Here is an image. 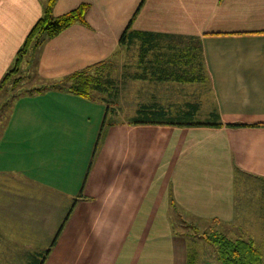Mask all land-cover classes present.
I'll list each match as a JSON object with an SVG mask.
<instances>
[{
	"label": "crops",
	"instance_id": "obj_1",
	"mask_svg": "<svg viewBox=\"0 0 264 264\" xmlns=\"http://www.w3.org/2000/svg\"><path fill=\"white\" fill-rule=\"evenodd\" d=\"M46 3L0 0V79ZM81 4L84 23L37 47L38 79L58 81L109 60L131 22L156 38L197 42L210 121L222 125L102 128V101L62 89L17 96L0 132V188L32 184L28 196L50 213L33 218L27 233L22 201L3 212L0 254L5 264H176L174 208L229 222L236 182H264V0H55L51 13Z\"/></svg>",
	"mask_w": 264,
	"mask_h": 264
},
{
	"label": "rangeland",
	"instance_id": "obj_2",
	"mask_svg": "<svg viewBox=\"0 0 264 264\" xmlns=\"http://www.w3.org/2000/svg\"><path fill=\"white\" fill-rule=\"evenodd\" d=\"M196 45L197 42L188 41L184 37L165 36L158 39V44L150 52L166 53L164 65L169 70L181 73L183 72L182 70L190 72L194 68V64L191 65L190 63L189 65L184 63V66L182 64L184 60L183 56L189 54L187 56L191 58V55L194 56L197 53V60L201 61L200 51L190 49L192 47L196 49ZM138 47L137 42L129 47L122 46L116 54L109 58L105 66L101 67L99 65L97 68L102 71L103 75L113 77L117 86L118 94L109 104V118L115 122L125 121L132 123L130 120L136 115L139 106L144 103H158L171 110L172 113L177 112L180 108H186V104L194 103L198 106L194 117L196 119H209L208 111L211 109V97L207 93L204 82L198 80L178 82L136 78L135 75L143 74V71L150 67V58L153 56L149 52L144 57V61L142 63L139 62ZM188 49L191 51L188 52ZM36 51L37 48L31 45L27 53L24 54L17 73L0 87V132L4 127L17 91L27 92L32 87L50 83L49 81L38 79L34 73L31 58L35 57ZM143 66L145 69H143ZM195 68V72L198 74L197 66ZM18 76H21L20 81L16 85H13V80L15 78L18 79ZM10 187L7 191L0 188V199H7L6 196H10L7 199L8 203L0 206V215L8 210L18 211L17 207L20 206V202L22 201L21 206L24 205L23 211L26 214L25 221L27 223V233H29L31 229L32 231L34 230L31 220L33 218H36V220L40 218L42 221H45L49 217V208H40L37 203L38 201H32L31 196H28L33 193L32 184L26 183L25 185L19 184ZM8 191L17 194L23 192L28 197L26 200L22 199L21 196L15 198L13 194L7 195L9 194L7 193ZM235 191L234 217L229 222L192 218L179 208L177 210L172 208V228L177 236V242H180V246L177 247L179 251L177 252L176 264H188L191 258L194 260L193 264H222L217 257L216 248L205 239L206 236L213 232L223 233L230 239L237 237L252 238L259 251L264 253L262 252L264 251V231H261L262 227H264V221L260 222V220H264V182L243 177L236 182ZM26 241L21 240L20 243L23 244ZM35 245V242H28L23 246L28 249L30 246ZM47 250L44 249V251ZM0 264H5L4 255L2 254H0ZM14 264L19 263L16 261Z\"/></svg>",
	"mask_w": 264,
	"mask_h": 264
},
{
	"label": "trees",
	"instance_id": "obj_3",
	"mask_svg": "<svg viewBox=\"0 0 264 264\" xmlns=\"http://www.w3.org/2000/svg\"><path fill=\"white\" fill-rule=\"evenodd\" d=\"M54 1L55 0H47L43 14L31 27L22 45L17 50L12 67H10V69H8L1 78L0 87L12 79V76L17 73L18 67H20V63L22 62V58L24 54L27 53L31 45L32 47L37 48L46 38L58 34L72 23L85 22V11L87 9V4H81L66 13L54 16L51 13V7ZM158 39L160 38H156V35L151 32L132 30L130 22L121 34L119 43L123 46L129 47L137 42L139 45V62L142 63L144 61V57L156 47L158 44ZM190 49L197 50L194 47ZM191 50L188 49V52ZM149 54L153 55L150 58V67L145 69L143 66V69H145L143 74L135 75L136 78H149L155 80L178 82H191L196 80L202 81V72L199 66L200 61L197 60L196 57L197 53L194 54L195 58L192 55L191 58L188 57L187 55L189 54L183 56L184 60L182 61V64L185 66V64L190 65L191 63V65L194 64V68H192L193 72L192 70L190 72H184L186 70H182V73L169 70L164 65V56L166 53L150 52ZM106 62H108V60L91 64L85 68H82L81 70L75 71L72 74L63 77L58 81L43 84L42 86L38 87H32L31 89H28L27 92L17 91L15 97L24 93L33 94L41 93L48 89H62L87 99L102 101L106 104V116L102 122L103 128L105 125H110L114 121L108 116V112L110 110L109 104L111 103V100L115 99L118 94L114 78L109 75H103L102 71L97 69L99 65H101V67L105 66ZM195 64H197L196 66L198 74L195 72ZM20 78L21 76H18V79L13 78V85H16L20 81ZM197 109V104L189 103L188 105L186 104V108H180L177 110V112L172 113L171 110L158 103H144L139 106L136 115L130 121L134 124L166 123L179 125H222L220 121H210V118L213 116L212 113L209 114L208 121H196L194 115L197 112ZM205 239L209 244L216 248L217 257L222 264H264V261H262L264 258H262V255L252 238L245 239L237 237L230 239L223 233L213 232L212 234L206 236ZM193 262L194 260L191 258L188 264H193Z\"/></svg>",
	"mask_w": 264,
	"mask_h": 264
}]
</instances>
